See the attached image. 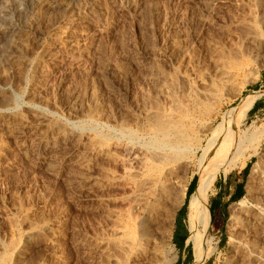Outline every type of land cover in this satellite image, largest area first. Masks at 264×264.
I'll return each mask as SVG.
<instances>
[{
    "label": "rangeland",
    "instance_id": "obj_1",
    "mask_svg": "<svg viewBox=\"0 0 264 264\" xmlns=\"http://www.w3.org/2000/svg\"><path fill=\"white\" fill-rule=\"evenodd\" d=\"M38 1L0 0V27L8 10L18 29L0 55V254L17 246L7 251L6 264H118L114 234L133 211L131 173L141 171L148 154L146 122L195 99L214 105L211 116L198 112L202 120L213 118L211 127L222 124L220 107L230 118L240 113L241 154L219 174L246 162L250 171L246 202L231 204L219 227L211 223L217 177L212 181L198 247L190 217L199 180L192 185L183 222L190 264H231L242 239L264 252V228L254 215L264 201L262 185L249 183L254 162L264 166V46L255 40L264 34V0ZM251 12L255 18L242 28L238 20ZM206 93L213 104L203 99ZM256 101L263 110L249 113ZM86 117L94 130L82 126ZM99 132L114 142L106 155L93 150ZM255 150L259 155L249 158ZM188 168L189 186L199 175L196 165ZM183 205L171 227L178 246L185 236L177 222ZM174 247V264L179 257L184 264L182 249ZM207 247L213 253L199 262Z\"/></svg>",
    "mask_w": 264,
    "mask_h": 264
},
{
    "label": "bare ground",
    "instance_id": "obj_2",
    "mask_svg": "<svg viewBox=\"0 0 264 264\" xmlns=\"http://www.w3.org/2000/svg\"><path fill=\"white\" fill-rule=\"evenodd\" d=\"M15 1H19V0H15ZM36 1L39 2L38 0ZM45 1L51 4V2H49L51 0H44V2ZM8 13L9 11L7 10V13L5 14L2 21V26L0 27V55L5 52L8 42L10 41V39H12V37L17 35V30H18L16 22L13 21L14 19L8 16ZM250 14L248 18L245 17L243 19L240 18L238 20L239 22L238 24L241 27L242 26L247 27L245 23H247L248 20L250 21L252 18H255L254 12L253 13L251 12ZM231 15L229 17H231ZM221 20H223V18ZM251 29L252 28H250V30ZM245 33H249V32H245ZM255 40L258 42L259 45L264 46V34L258 36ZM258 49L259 48L255 49V52ZM250 58L252 59V57ZM225 70L227 71L228 69ZM229 76L231 77L232 75H228V77ZM223 79H225V77ZM204 95L205 96H203V99L206 96L207 98H209L210 96L207 93ZM211 101L212 100H210V102ZM192 102L193 103L189 108H186L184 110L181 109L182 111L178 109L179 112L176 111L177 113L175 114H173L174 112L171 114L159 113L156 114L151 119L150 123L146 122V125L149 124V126L148 125L147 126L150 128L147 132L148 134L145 135L147 136V146L146 145L145 146L147 147L148 150V152L145 151V154L146 153L148 154L144 156L146 158H144L145 159L144 163L141 164V166L143 167L142 169H140L141 171L136 172L135 170L133 172H135L136 174L131 173L133 174L132 175L133 177L131 179L132 201H130L129 199V202H132L131 204L133 207V211L131 213L130 218L127 219L126 217L125 221L122 220V222H120L119 225L116 224L118 226V228L115 227L117 228L115 232L116 235L114 234L116 239L113 237L115 239V241L113 240V242L116 244L117 250L119 251L117 257L119 256L118 259H120V261L118 260V264H174L175 263L176 259L178 258V254L173 244V234L171 227H172V221L175 218L176 211L184 203L187 195L188 181H189L188 167H190L191 165L197 166V171L195 174L199 175V179H198L199 182L194 197V204L196 208L190 217L191 232L195 239L196 247H198L197 244V240L199 237L198 223L200 220V216L202 215V204L206 202L208 198V195L211 191L212 181L217 177V175L222 169L226 170V168L229 167L231 168V166L233 165L234 156L236 154L238 155V153L241 151V143L239 141V136L237 134V128L240 123V113H237V115L230 118L231 116L228 115L229 112L223 111V109L219 106L220 108L216 110L217 111L216 116H219L223 119L222 124L215 127H211L210 123L213 118L212 117L210 118L208 116L212 111L211 107L214 105L210 107L206 102L198 101V99L197 100L195 99ZM199 111H201V113ZM202 111L209 112V115L207 116L208 118L202 120V118L200 117ZM198 112L200 113V115ZM201 116H203V114ZM86 118H87L86 122H84L82 126L84 128H87L88 130L89 129L94 130L95 125H93L92 118L90 117H86ZM134 134L135 133L130 134V136H134ZM94 138L95 139L92 140L93 142L92 141L90 142L94 144L93 150L96 151L97 154L106 155L107 153H109L110 150H112L110 148L114 146V144L112 145V143L114 142H110L111 139L107 134L99 132L97 133V135L95 134ZM255 155H259V152L256 150L250 153L249 158ZM184 159H185L184 161L185 164L183 165V168H179L180 161ZM195 174L193 173V176ZM258 181L262 185L261 187L262 190L260 192H262L264 196V166L260 163V160H256L253 164V167H251L249 183L252 182L258 183ZM245 200H241L242 205L246 202ZM254 215H255V221L258 224H260V226L263 225L264 228V201L258 200L256 213ZM119 219L121 220V218ZM238 219L239 218L231 219L229 224L230 228H233L236 225V223H238ZM245 219L246 218H244V220ZM29 224L30 226L31 225L34 226L32 223ZM260 226L256 227L255 229L256 230L257 228L259 229ZM245 228H247V226ZM30 229L27 231H30ZM244 232L247 231L245 230ZM246 238L245 240H247ZM261 238L264 240V232L261 234ZM242 240L243 241H239V242L235 241L237 245L236 248H234L235 255H234V260L232 261L231 264H264V252L258 251L257 250L258 248H256L255 243L248 244L244 241V239ZM235 242H233V244ZM11 245H9L7 248L5 247V249L7 251L14 252L17 246L15 247L14 246L15 244L12 246ZM1 246L2 245L0 244V247ZM7 251L3 252V254H0V264H6V262L8 261L9 256ZM212 253H213V249H211L210 247H207L206 249H202V257L200 259L198 257V261L203 262L204 259L211 256ZM38 264H44V262H39Z\"/></svg>",
    "mask_w": 264,
    "mask_h": 264
},
{
    "label": "crops",
    "instance_id": "obj_3",
    "mask_svg": "<svg viewBox=\"0 0 264 264\" xmlns=\"http://www.w3.org/2000/svg\"><path fill=\"white\" fill-rule=\"evenodd\" d=\"M262 110L263 107L260 106L255 110V113H260ZM249 171L250 164L246 162L242 167H239L238 169H234L228 172H222L217 176L214 183V195L210 204V214L211 207L215 211V223L212 222L211 215L212 225L216 224L219 227L221 224H223L224 216L228 207L231 204L241 200L245 196L246 179ZM195 185H197V183ZM195 187L196 186H194V188ZM187 244L188 243L186 239L182 248V255L184 257H187L186 252L188 254ZM186 262L187 260L184 262V264Z\"/></svg>",
    "mask_w": 264,
    "mask_h": 264
},
{
    "label": "trees",
    "instance_id": "obj_4",
    "mask_svg": "<svg viewBox=\"0 0 264 264\" xmlns=\"http://www.w3.org/2000/svg\"><path fill=\"white\" fill-rule=\"evenodd\" d=\"M257 86V85H256ZM261 106V101H256L255 104L253 105V107L251 108V110L249 111V113H252L253 111H255L258 107ZM198 180L197 176H194L193 179L191 180L189 186H188V189H187V195H186V198H185V202H184V205L183 207L179 210L178 212V216H177V222L182 226V230H183V233H184V238L181 242V245L178 246L175 241H174V244L176 245V247L178 249H182L183 246H184V243L186 241V239L188 238V232L186 230V227L183 226V222L186 218V209L188 207V202H189V199H190V196L191 194L194 192L195 188L193 190H191V187L192 185ZM196 186V185H194ZM211 215H212V222L215 223V211L213 210V208L211 207ZM225 218H226V214L224 216V222H225ZM188 248V254H187V257H186V260H187V264H190V262L192 261V258H193V251H192V245L189 244L187 246ZM180 261V257L178 259V263ZM177 263V264H178Z\"/></svg>",
    "mask_w": 264,
    "mask_h": 264
}]
</instances>
